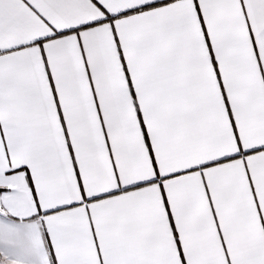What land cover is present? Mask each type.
<instances>
[{
    "label": "snow or ice",
    "instance_id": "1",
    "mask_svg": "<svg viewBox=\"0 0 264 264\" xmlns=\"http://www.w3.org/2000/svg\"><path fill=\"white\" fill-rule=\"evenodd\" d=\"M0 264H264V0H0Z\"/></svg>",
    "mask_w": 264,
    "mask_h": 264
}]
</instances>
